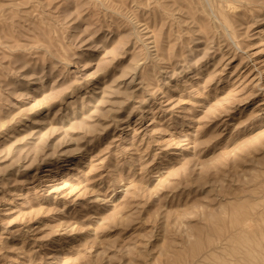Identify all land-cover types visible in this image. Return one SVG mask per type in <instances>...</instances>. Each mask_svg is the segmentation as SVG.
<instances>
[{
  "label": "rangeland",
  "instance_id": "obj_1",
  "mask_svg": "<svg viewBox=\"0 0 264 264\" xmlns=\"http://www.w3.org/2000/svg\"><path fill=\"white\" fill-rule=\"evenodd\" d=\"M0 264H264V0H0Z\"/></svg>",
  "mask_w": 264,
  "mask_h": 264
}]
</instances>
